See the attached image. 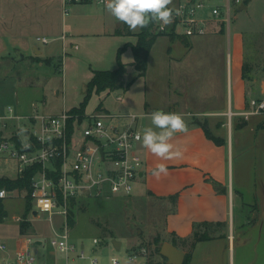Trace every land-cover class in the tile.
<instances>
[{"label":"crops","instance_id":"crops-1","mask_svg":"<svg viewBox=\"0 0 264 264\" xmlns=\"http://www.w3.org/2000/svg\"><path fill=\"white\" fill-rule=\"evenodd\" d=\"M231 1L230 23L221 18H211L204 23V33L192 35L174 33L177 36L188 37L183 39H187L189 42H178L180 39L173 38L170 33L161 34L157 37L156 41L160 39L171 41L164 42L165 47H162L155 57L159 74L167 80L165 83L167 85L166 90L171 92L168 98L157 99V95H155L157 100L150 98V91L146 87L148 68L144 75L137 77L131 84V89L136 83H141V88L143 86L139 100L134 98L135 101H139L140 107L131 113L137 116V124L138 116L148 117L151 112L162 109L165 112L182 114L188 126L186 133L177 134L172 141L174 145L179 146L184 151L183 157L179 160L162 161L138 143L145 165L141 173L142 176L135 184L131 195L136 199H146L150 203L149 206L152 207L151 210H154L149 235L158 236L160 234L163 242L169 241L175 244L184 250L186 255L190 253L188 264H222L223 257L218 256H223L225 253L224 264H242V257H239L237 261L235 256L236 233L239 235L238 239L241 240L242 235L240 236V234L247 236L251 227L256 225L246 226L244 222L248 218L245 211L247 201L245 200V193L240 190L234 180L235 168L236 175L239 176V167L235 164V148L244 149L240 143L246 142L244 139L248 134L252 135L255 142H257L258 137L264 141V110L251 114L249 117L241 114L247 109V102L244 105L238 100V94L234 95L232 81L231 85L230 82L228 84V78L230 79V76L232 78L233 73L232 61L230 66L232 49L229 45V50H227V42L220 41L224 39L226 26L228 38H230L232 18L234 21L238 16V19L233 22L236 25V31L241 33V42L237 47L239 53L238 66L235 68L240 69L241 82L247 88V82L243 76V66L245 61H252L246 56L249 47L244 42L243 31L245 27L238 21L241 16L252 14L259 0H250L246 4L247 6H244L243 0L240 3L235 0ZM82 2L89 3L90 6L80 4ZM97 2L104 4V0H97ZM226 2L227 0L223 3V8L219 4H212L209 9L205 7L201 15L210 17L213 6H219L223 10ZM73 3L75 6L72 16L70 15L68 20L64 12L63 0H0V54L8 52L9 46L21 47L26 51L34 43L31 41L34 34L47 32L52 39H64L58 45H61L65 55L69 54V49L81 50L82 53L89 55L94 48L97 57H94L96 61H92L95 62L96 69L116 68L118 66L117 53L119 48L127 43H136L139 31L130 35L116 34L115 30L122 27L123 23L118 20L107 23L105 5L102 8L99 6L94 8L93 0H80ZM87 15H90V18L84 21L86 25L94 26L101 23L103 26L101 32L92 33V36H102L105 39L110 37L111 42H68L67 35H65L67 28L71 30V34L68 36L73 37V39L85 35L86 32L81 26L82 18ZM45 37L47 38V35ZM156 41L152 46L148 61L153 55L155 47L160 43ZM228 43L230 44V42ZM93 44L95 45L93 46ZM33 47L36 52L39 51L40 58L50 57L48 55L51 54V48L47 49L45 56L40 47ZM218 50L221 55L223 54L220 60V63L221 61L223 63L222 74L217 67L218 59L214 56ZM61 57L62 64H64V60L68 57ZM121 58L128 65L125 77L129 78L134 70L131 64L134 60L131 46L125 48ZM94 69H92L90 79ZM235 73L238 76L239 71H235ZM221 77L223 88L219 94L218 79ZM263 91L262 83L261 95H264ZM102 93L108 94V91ZM220 95L225 100L223 107H218L215 103ZM118 96L124 100L126 91H122ZM179 98H184V107H178ZM125 105L128 106L126 103ZM107 111L111 112L108 109ZM19 113L32 114V112L25 113L24 111H19ZM204 115L213 117L223 115L225 118L216 126L217 130L213 131L205 129L201 120ZM130 120L128 117L123 118L124 122ZM207 130L211 136L207 134ZM254 145L258 146L259 143H254ZM158 163H164L168 167V175H162L159 179L152 175V170ZM262 185L264 194V180ZM236 208H238L237 219L235 218ZM14 218L19 222L21 238L17 239L15 251L11 252V255L26 248L29 250V241L26 242L22 238L27 233L22 234L20 230L21 221L25 218L20 215ZM258 222L261 227L260 236L264 237V217H260ZM205 223L215 228L214 232L206 234V239L199 240L192 245L195 230L203 233ZM197 224L198 227H195ZM240 224L243 226L237 230L236 225L239 226ZM240 230L241 233H239ZM31 261L30 259L29 262ZM19 264H25V262Z\"/></svg>","mask_w":264,"mask_h":264},{"label":"rangeland","instance_id":"rangeland-1","mask_svg":"<svg viewBox=\"0 0 264 264\" xmlns=\"http://www.w3.org/2000/svg\"><path fill=\"white\" fill-rule=\"evenodd\" d=\"M180 1L182 0H172V4L169 7H176ZM63 2L66 18L69 20L75 4L70 1L66 3V0H63ZM203 2H205L206 9H209L212 4H219L223 8L225 0H203ZM257 3L255 10L252 9V14L245 15L246 13H242L246 17L241 16L238 21L245 27L243 31L244 42L249 47L246 56L255 64V70L248 73L247 88L241 82L240 69L235 68L238 66L239 53L237 47H239V42H241V33L236 31V25L233 22L238 19V16L234 21L232 18L230 38H228L226 26L224 39L220 41L227 42V50H229V45L231 46L230 66L232 61L233 73L232 78L231 76L230 79L228 78V84L230 82L231 85L232 81L234 95L238 94V100L244 105L249 98L261 96L260 87L262 83L264 87V0H259ZM80 4L90 6L89 3L85 2ZM93 4L94 8L98 6L99 8L104 7V4H99L97 0H93ZM88 18H90V15L82 18L81 27L84 32L89 34L84 33L85 35L80 38L75 37L73 39V37L68 36L71 34V30L67 28L65 35H67L68 42H111L110 37L105 39L102 36H92V33L101 32L103 26L101 23L94 26L86 25L84 21ZM111 21L117 20L107 12V23ZM140 30L138 29L137 31ZM150 31L159 35L165 34L157 32L155 24ZM45 35H47V42L38 39V37L42 38ZM171 36L175 39L179 38L178 42H189V40L183 39L188 37L177 36L174 33ZM63 40V38L52 39L47 32L36 33L31 40L34 42L32 44L35 45L31 44L29 49L25 51V59L19 62L12 60L16 50L23 49L21 47L9 46L8 52L0 54V112L6 111L9 106H12L17 113L19 111L33 113L35 109L45 113H59L66 109L71 111L73 107H78L81 104L84 100V87L89 82L92 69L95 68V62L92 60L96 61L94 58L97 57L96 51L94 48L90 51V58L88 54L82 53L81 50L69 49V54L65 55L62 52L63 48L61 45H58ZM156 42L160 43L157 44L153 55L148 61V77L146 79V87L150 91V98L155 100L168 98L170 96L169 93H171L166 90L167 85L165 83L167 80L163 79L161 74H159L158 63L155 60L157 52L162 47H165L166 44L164 42L171 41L169 39H160ZM33 46L40 47L45 56L47 49L51 48V54L48 55L50 57L40 58L39 51L36 52ZM257 49L259 50L256 51ZM61 56L68 57V59L64 60V64H62ZM214 56L218 59L217 67H219L218 70L222 74L223 63L222 61L220 63V60L223 54L221 55L218 50ZM235 71H239L238 76ZM127 81L128 78L124 77V82L126 83ZM222 81V77L218 79L219 94L223 88ZM140 84H134L132 89L130 85L125 90L126 96L124 100H122L121 96H118L124 91L123 89H115L108 94L94 92L86 106L85 112L90 114L94 111L101 112L108 109L112 113L121 114L124 118H127L125 117L126 114H131L140 107L139 101L134 100V98L139 100L141 96L140 92L143 86L141 88ZM240 85L241 88H239ZM179 90H181L180 87ZM155 95H157V99ZM183 99L179 98L178 107L180 108L184 107L185 100ZM217 99L218 101L215 103L218 107H223L225 105L224 97L220 95ZM35 104L36 106H34ZM223 118H225L223 115L214 117L204 115L201 120L207 129L216 131V126L220 124ZM24 123V120L15 121L17 126H24ZM138 124L141 132H143L145 127L152 126L149 116H138ZM27 126H29L28 122ZM244 140H246L245 143H240L244 146V149L235 148V164L239 167V176L236 175L235 168L234 180L240 190L245 193V200L247 201L245 211L248 218L244 221L245 225H256L251 227L247 236L240 234V236L242 235L241 240L238 239L239 235L236 233L235 256L237 261L239 257H242V264H264V237L260 236L259 230L261 227L259 225L260 221L258 222L260 217H264L262 185L264 180V141L261 140V137H258L257 142H255L251 134L246 135ZM254 143H259V145L255 146ZM13 168L14 162H1L0 174L12 176ZM84 202L85 206L74 212V226L69 225V227L70 240L76 243L78 248H84L87 257L78 258L75 253H71L69 255L71 264H94V259L96 264H113V257H117L120 264H142L144 262L143 256H138L134 261L129 258L133 249L143 243L151 246V264L157 261L164 264L167 263L166 258L160 252L153 250L155 247H161L165 241L163 242L160 234L158 236L149 235L154 216V210H151L152 207L151 205L149 206V201L136 199L131 195L107 194V196L85 198ZM3 205L6 213L4 218L0 220V245L5 244L6 248H0V264H4V262L19 264L17 254H10L15 251L16 241L20 237L19 222L14 218L18 215L28 220L25 227V233L27 234L22 237L24 241H29L30 252L25 264L67 263V254L51 243V239L62 226V216L60 214H55L53 221H50L48 213L41 212L38 217L34 216L33 210L36 207L32 211L27 212L24 193L5 198ZM235 212V218L237 219L238 208L235 209ZM241 226L243 225H236L237 230ZM214 230L215 228L210 225L203 227V233L205 234L212 233ZM241 230L239 233H241ZM94 238H98L99 242L95 243ZM114 239L121 241L119 250L113 243ZM38 240H41L42 243H38ZM218 257H223L222 264H224L226 253ZM30 259L32 260L31 262H29Z\"/></svg>","mask_w":264,"mask_h":264},{"label":"built area","instance_id":"built-area-1","mask_svg":"<svg viewBox=\"0 0 264 264\" xmlns=\"http://www.w3.org/2000/svg\"><path fill=\"white\" fill-rule=\"evenodd\" d=\"M68 1L75 2L66 0V3ZM231 2L227 0L223 10L213 6L210 17H204L201 12L206 6L205 2L182 0L173 7L181 9L182 15L174 16L173 22L167 26L155 22L156 30L170 34L204 33V23L211 18H221L230 23ZM38 39L43 42L48 40L45 36ZM263 110L264 96L251 97L247 109L241 114L249 117ZM125 117L131 120L124 122L123 115L107 110L87 114L69 110L45 113L35 109L32 114L25 115L9 106L6 111L0 112V163L14 162L12 176L0 174V177L24 178L28 170L37 167L31 177L30 191L26 188L2 187L0 198L24 193L25 198L30 196L33 208L36 207L34 210L37 214L34 216L38 217L41 212L48 213L49 220L53 221V216L60 214L62 226L51 243L67 254L66 264H71V253L78 258L87 257L84 248H78L70 240L69 227L71 217L75 220L74 212L85 206L84 199L107 194L130 196L142 176L145 160L139 151V142L134 138L138 131L141 132L137 116L127 114ZM20 120H24V126L15 124ZM94 242L98 243L99 239L94 238ZM0 247L4 249L6 245L1 244ZM28 255V248L18 251L19 263L25 262ZM138 256H143L142 264H151V246L140 244L133 249L129 259L134 261ZM112 260L113 264H120L117 257ZM93 263L96 264L95 259ZM153 264L164 263L157 261Z\"/></svg>","mask_w":264,"mask_h":264},{"label":"clouds","instance_id":"clouds-1","mask_svg":"<svg viewBox=\"0 0 264 264\" xmlns=\"http://www.w3.org/2000/svg\"><path fill=\"white\" fill-rule=\"evenodd\" d=\"M171 4L172 0H104L106 11L132 32L146 28L153 22L164 26L171 24L174 16L182 15V10L169 7ZM149 118L152 126L145 127L142 134L138 131L135 140L162 161L181 159L184 151L172 141L177 134L188 131L183 115L158 109L151 112ZM152 175L157 179L162 175L167 176L168 167L158 163Z\"/></svg>","mask_w":264,"mask_h":264},{"label":"trees","instance_id":"trees-1","mask_svg":"<svg viewBox=\"0 0 264 264\" xmlns=\"http://www.w3.org/2000/svg\"><path fill=\"white\" fill-rule=\"evenodd\" d=\"M245 4H248L250 0H243ZM155 22L150 23L148 27L141 29L138 33V40L134 44H126L125 46L119 48L117 53V62L118 66L114 69H94L93 70V76L89 80V82L86 84L85 91H84V100L81 102V104L78 107H73L72 112H79V113H85L86 106L94 92L101 94L104 91H108L110 93L111 91L115 89H123L126 90L136 79L137 77L144 75L148 68V57L150 54V51L152 49V46L154 42L156 41L159 34H156L154 32H151L150 29L153 27ZM116 34H126L130 35L133 34L132 31H129L126 25H122V27H119L115 30ZM173 34V33H172ZM131 46L133 53H134V60L131 63L133 65V72L128 78V81L124 82V77L127 72L128 65L127 63L122 61L121 54L125 50L126 47ZM255 70V64L250 61H245L243 66V76L246 80L249 79L248 73ZM264 95L259 96V98H262ZM101 106V104H99ZM204 124V123H203ZM205 129L207 127L204 124ZM208 135L211 136V134L206 131ZM37 167L32 168L28 170L25 174L24 178H17V179H11V178H5L0 177V188L6 187L7 189H15V188H26L28 191H30V181L31 177L36 170ZM3 199L0 198V220L4 218V214L6 213L4 205H3ZM26 207L27 212L32 211L33 204L32 200L29 195L26 197ZM27 220H22L20 224V230L21 233L24 234L26 232L25 227L27 225ZM75 220L73 217L70 219V225L74 226ZM205 225H209L208 223H205ZM198 227V224L195 226ZM207 235L205 233H200L197 229L194 232L192 245H194L197 241L206 239ZM155 251L160 252V247H155ZM190 253H187L185 262L183 264H188ZM167 260V259H166ZM168 264V263H166Z\"/></svg>","mask_w":264,"mask_h":264},{"label":"water","instance_id":"water-1","mask_svg":"<svg viewBox=\"0 0 264 264\" xmlns=\"http://www.w3.org/2000/svg\"><path fill=\"white\" fill-rule=\"evenodd\" d=\"M244 6L247 5L244 4ZM15 53V56L12 57V60L14 62H19L26 58V54L23 49H17ZM33 214L36 215L37 211L34 210ZM38 243H42V241L38 240ZM113 243L118 250L121 248V241L114 239ZM160 253L163 257L167 259L168 264H183L186 259V252L169 241H165L161 245Z\"/></svg>","mask_w":264,"mask_h":264}]
</instances>
